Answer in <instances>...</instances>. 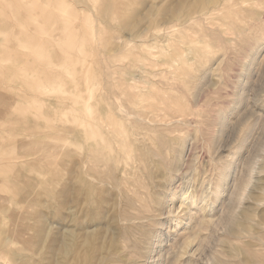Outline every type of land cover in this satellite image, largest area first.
<instances>
[{"label": "rangeland", "instance_id": "1", "mask_svg": "<svg viewBox=\"0 0 264 264\" xmlns=\"http://www.w3.org/2000/svg\"><path fill=\"white\" fill-rule=\"evenodd\" d=\"M17 1L0 0V47L2 48L1 45H3V48H0L2 50L0 51V151L3 150L0 152V175H2L0 176V264H89L90 258L95 261H93L95 264H98L104 253L94 254L93 247L103 245L105 250H110L113 240L116 242L120 240L123 245L117 242L118 244L116 243L113 250L114 260L110 259L109 263L103 262L104 264L113 262L126 264L129 260L132 264L135 262L136 264H174V262L175 264H264V0H66L72 7L70 15L75 17L74 21H77L72 23L73 26H70L69 29H64L62 19L58 14L57 2L60 0H37L42 4L50 2V9H38L39 21L30 24L24 22L30 16L25 7H22L23 10L21 8L20 11L16 7L9 8L7 6V3ZM23 15L24 18H22ZM58 19L61 23L57 21ZM40 22L44 24L47 33H43L39 29ZM55 24H58L57 27L55 26L56 28ZM7 27L8 31H5ZM73 28L77 30L75 31ZM71 29L75 33H72L74 31ZM4 31L7 35H1ZM77 31L82 32V35L77 34L79 36L75 41L77 48L69 49V52L67 40L70 34L72 36ZM24 33L29 36L27 37ZM53 34L54 39L51 38ZM83 34L87 35L85 44H83V37L85 38ZM48 35L50 37H45ZM6 36L8 37L6 38ZM25 38L31 39L30 42H34V44L46 45L49 57L41 58L34 48L23 46L21 41ZM52 42L56 44L53 45ZM51 46L52 48H50ZM163 47L164 50H162ZM83 49H85L84 53ZM166 50H169L168 53H165ZM66 52L71 54H65ZM75 59H78V62H75ZM68 60L70 63L71 61L75 63L71 64L75 68L72 69L71 66L72 76L69 75L71 73L68 70L69 74L64 70L65 67L60 68ZM50 61H52L51 64ZM180 66L182 67L180 68ZM83 67L85 68L83 69ZM183 68L189 70L193 77L186 76ZM53 70L56 71L53 72ZM57 72L62 73L59 75L65 77L62 76L63 80H66L63 81V84L66 83L67 87L58 88V84H62V80L61 76L58 77L55 74ZM39 76L44 78L43 80L39 79L43 81L44 86L46 84L47 88L43 85L39 87L36 84L38 81L40 83L37 78ZM58 78L61 81H58ZM190 80L193 81L190 82ZM194 83L195 86H193ZM75 85L79 88L76 89ZM87 85H93V91L96 89L93 92L96 93V96L92 93L89 103L93 105V109L99 108L91 117H96L94 123L98 122V125L102 126L101 129H104L102 131L106 132L105 141L108 143L107 145L114 146L113 149L110 146L107 147L105 141H95L92 135L87 139L85 128L79 125L81 118H84L85 115L84 99L89 98ZM35 99L36 101H34ZM37 99L44 100L43 102L46 103L40 100L39 103ZM137 99L140 100L137 101ZM34 102L36 103L33 104ZM41 103L42 105H40ZM75 109H79V111ZM58 110L64 116L61 114L60 116ZM72 110H74L72 114L67 113ZM125 110L130 112L127 113ZM64 111L66 112L64 113ZM142 111L144 114H141ZM56 112L61 118L55 117ZM133 113L138 115L137 118L140 116V119L134 117ZM70 114L73 118H70ZM146 114L148 115L146 116ZM74 117H77L76 121L70 120H74ZM93 118H89L90 121ZM145 119L148 122L152 120L150 122L153 123L149 122L152 125H148ZM107 120L111 122V125ZM128 123H130L129 126ZM122 124H125V130ZM140 124L141 126H139ZM149 128L153 130H149ZM222 128L224 129L222 130ZM159 130L165 131V133L172 132L170 136H179L183 139L182 153L178 155L177 165L168 170L169 173L163 179L164 182H159V173L162 171L156 166L151 165L152 169L147 170V165L144 162L142 163L145 166L141 162H137L141 163L139 167L143 166L144 168H134L135 164L133 165L131 156L124 155L125 148L128 147V150L131 142L136 140L138 145L140 143L138 140H146L145 136L149 141H152ZM116 131L119 134L117 136ZM144 131L149 134L147 132L144 135L141 134ZM119 136L124 138L118 139ZM116 138L117 140H115ZM113 140L117 142L119 140L118 145ZM148 140L146 141L149 143ZM122 141L128 142L129 146L123 145ZM120 142L121 144H119ZM93 150L94 152H92ZM138 150L141 153V150ZM130 152L133 156L140 154L135 150ZM5 153L6 155H4ZM92 156H99L102 161L99 162ZM123 158H126V161ZM107 159L109 160L107 161ZM112 161L113 164L110 163ZM125 163L130 164L125 165ZM96 164L99 165L95 166ZM88 167H91L92 170ZM101 168L106 169L103 171ZM145 169L149 173L145 172ZM93 171L98 172L99 176ZM133 171L136 172L135 175ZM122 172L130 182L122 176ZM91 173L92 175H90ZM118 173L119 175L116 176ZM138 175L140 176L138 177ZM143 178L145 179L143 180ZM131 179L134 181L132 182ZM150 179H152L151 184ZM153 179L157 181H153ZM135 180H138V183ZM141 181L142 183H140ZM167 181L169 182L166 184ZM106 183L111 184V187ZM126 183L129 185L128 187ZM131 186H134V189ZM116 188L119 191L114 192ZM145 188L148 191L149 188L151 190L147 192ZM110 190L111 192H109ZM182 191L184 195L188 194L189 196L186 202L184 195H181ZM129 192L131 194L134 192V194L130 195ZM205 192L209 194L212 192L214 198L211 195H203ZM158 193L159 195H157ZM160 194L163 195L162 207L155 202L158 200L157 197L161 199ZM137 198L138 200H136ZM207 198L208 200H206ZM144 199H146L145 202ZM180 202L182 203L180 204ZM116 204L118 205L116 206ZM147 206L150 208L148 209ZM118 208L117 212L115 209ZM161 209L163 214H161ZM105 210L110 213L108 212V214ZM188 210L195 211L189 213ZM138 211L144 214L138 213ZM145 211L146 213L150 211V217L147 216L148 213L145 214ZM153 212L154 214H151ZM158 213L163 216L160 217ZM168 213H170V217L167 215ZM138 214H141V217L138 218L137 216H140ZM93 215L97 217L94 218ZM193 215L199 224L193 221ZM114 216L117 217V220L119 217L123 219H119L118 222L114 220ZM203 216L208 218V222L207 218L204 219ZM146 217L150 220L148 221ZM112 218L115 223H112ZM155 218L158 219V223L154 220ZM120 220L122 224L117 225V223H121ZM133 220L136 221L134 224H132ZM152 221L156 223L154 224ZM123 222L128 224H123ZM140 222L141 224L138 226L137 223ZM150 222L154 225L152 226ZM159 223L161 224L159 225ZM142 224L145 226L144 229H142ZM192 224H194L193 227ZM235 224L236 226H234ZM128 225L129 227H127ZM137 227H140L141 230ZM185 229L186 231H183ZM196 229L199 230L196 232ZM67 231L73 234L74 245L72 244L70 254L63 255L58 244L66 237ZM139 231L144 234H141L144 238L147 237L145 235L147 231V235H151L148 236L150 239L147 237L146 241H143ZM181 232L183 235L180 234ZM189 233H192L191 239L195 235L197 236L192 239L196 241L192 247L195 251H191L193 255L189 252L188 256L184 242ZM199 233L202 238L205 235L203 240L198 237ZM201 233L204 234L201 235ZM134 236H136L135 239L138 237V240H135ZM139 237L145 243H142ZM196 238L200 239L198 244ZM104 242L107 246L104 245ZM134 243L138 246L135 247ZM146 243L147 245H145ZM129 245L136 251L134 254ZM53 246H56L58 250ZM176 248L178 249L176 250ZM251 250L253 251L251 252ZM181 251L184 254H181ZM140 252V256L142 255L143 258L138 256ZM171 252L173 254L170 255ZM176 252L179 257L176 256L178 255ZM125 254L130 255L129 259L128 256L125 257ZM117 255L119 259L121 257V260L124 258V261L117 258L116 262L114 257ZM136 255L137 258L143 260L137 259ZM181 255L183 259L180 257ZM92 261L90 264H93Z\"/></svg>", "mask_w": 264, "mask_h": 264}, {"label": "bare ground", "instance_id": "2", "mask_svg": "<svg viewBox=\"0 0 264 264\" xmlns=\"http://www.w3.org/2000/svg\"><path fill=\"white\" fill-rule=\"evenodd\" d=\"M11 1H12V0H11ZM42 1H43V0H42ZM210 1H211V0H210ZM243 1H244V0H243ZM44 2H46V1H44ZM98 2H99V1H98ZM204 2H205V1H204ZM214 2H215V1H214ZM227 2H228V1H227ZM235 2H236V1H235ZM96 3H97V2H96ZM50 4H51L50 2H46V3L42 4V3H39L37 0H29V1H27V0H18L17 2H9V3H7V6H8L9 8H10V7H16V8L19 9V10H20L22 7H25V9H27V10L29 11L30 16L27 17V20L24 21V22L27 23V24H30V23H36V22L39 21L38 14H37L38 11H37V10H38V9H44V10L50 9ZM72 4H73V3H72ZM94 4H95V3H94ZM236 4H237V2H236ZM239 4H240V3H239ZM0 5H1V4H0ZM73 5H74V4H73ZM215 5H216V4H215ZM99 7H100V6H99ZM102 8H103V7H102ZM57 9L59 10V11H58V14H60V17H61L62 22H63V27H64V29H69L70 26H73L72 23H76V22H77V21H74V20H75V17H73L72 15H70V14H71L72 7H71V5H70L66 0H60L59 2H57ZM81 9H82V8H81ZM97 9H98V7H97ZM5 10H6V9H5ZM22 10H23V8H22ZM94 10H95V9H94ZM15 11H17V10H15ZM15 11H14V12H15ZM20 11H21V10H20ZM173 11H174V10H173ZM245 11H246V10H245ZM21 13H22V12H21ZM73 13H74V12H73ZM84 13H85V12H84ZM93 13H94V12H93ZM97 13H100V12H97ZM3 14H4V13H3ZM215 14H216V13H215ZM94 15H95V14H94ZM183 15H184V13H183ZM89 16H90V15H89ZM3 17H4V16H3ZM6 17H7V16H6ZM24 17H25V16L23 15L22 18H24ZM258 17H259V16H258ZM28 18H30V19L28 20ZM101 18H102V17H101ZM116 18H117V16H116ZM231 18H233V17H231ZM253 18H254V17H253ZM3 19H4V18H3ZM7 19H8V18H7ZM9 19H10V18H9ZM9 19H8V20H9ZM93 19H94V18H93ZM102 19H104V18H102ZM223 19H224V17H223ZM11 20H12V19H11ZM54 20H55V18H54ZM76 20H77V19H76ZM57 21L60 22L59 19H58ZM85 21H87V20H85ZM254 21H255V20H254ZM22 22H23V20H22ZM24 22H23V23H24ZM50 22H51V21H50ZM89 22H90V21H89ZM241 22H242V21H241ZM17 23H18V22H17ZM25 23H24V24H25ZM60 23H61V22H60ZM87 23H88V22H87ZM70 24H71V25H70ZM89 24H91V23H89ZM116 24H117V23H116ZM119 24H120V23H119ZM245 24H246V23H245ZM38 25H39V29H41L43 33H47V31H45V29H44V24H43L42 22H40ZM51 25L53 26V24H51ZM56 25L58 26V24H55L54 27H55ZM247 25H248V24H247ZM17 26H18V25H17ZM28 26H29V25H28ZM31 26H32V25H31ZM57 26H56V27H57ZM84 26H85V25H84ZM234 26H235V25H234ZM56 27H55V28H56ZM75 27H76V26H75ZM19 28H21V27H19ZM27 28H28V27H27ZM77 28H78V27H77ZM73 29H74V28H73ZM3 30H4V29H3ZM54 30H55V29H54ZM71 30H72V29H71ZM74 30L76 31L77 29H74ZM74 30H72V31H74ZM5 31H8V27H7V29H6ZM5 31H4V33H5ZM21 31H22V29H21ZM75 31L72 32V33H75ZM81 31H82V30H81ZM92 31H93V30H92ZM10 32H11V31H10ZM79 32H80V31H77V33L74 34V35H72V36H71V34H70V36L68 35V36H69V38H68V40H67V50H68V51H69V49L72 50V48H75V49L77 48V47H75V44H76L75 41H77L78 37H79L80 35H82V34H81L82 32H81V33H79ZM131 32H132V31H131ZM1 33H2V32H1ZM4 33L1 34V35H7L6 33H5V34H4ZM78 33H79V34H78ZM88 33H89V32H88ZM24 34H25V33H24ZM48 34H49V33H48ZM50 34H51V33H50ZM77 34H78L79 36H78ZM8 35H9V34H8ZM25 35H27V34H25ZM28 36H29V35H27V37H28ZM53 36H54V34L51 35V38H53ZM61 36H62V35H61ZM68 36H67V37H68ZM77 36H78V37H77ZM83 36H85V38L83 37V40H84V43H83V44H85V41H86V39H87V37H86L87 35H86V34H85V35L83 34ZM7 37H8V36H6V38H7ZM9 37H10V36H9ZM15 37H16V36H15ZM45 37H50V36L48 35V36H45ZM54 37H55V36H54ZM93 37H94V36H93ZM128 37H129V36H128ZM30 38H31V37H30ZM43 38H44V37H43ZM88 38H89V37H88ZM53 39H54V38H53ZM0 40H1V39H0ZM44 40L46 41V39H44ZM62 40H63V39H62ZM64 40H65V38H64ZM12 41H13V40H12ZM30 41H31V39H26V38H25V39H23V40L21 41V43H22L23 46L34 48V49H35L34 51L37 52L38 55H39L41 58H48V57H49V53L47 52V51H48V50H47V47H45L46 45H45V46H44V45H39L38 43H35V44H34V42H30ZM56 41H58V39H56ZM8 42H9V40H8ZM46 42H48V41H46ZM61 42H62V41H61ZM92 42H93V41H92ZM5 43H6V39H5ZM57 43H58V42H57ZM200 43H202V42H200ZM243 43H244V42H243ZM10 44H11V43H10ZM10 44H9V45H10ZM41 44H42V43H41ZM52 44L55 45L56 43L54 44V43L52 42ZM61 44H62V43H61ZM83 44H82V45H83ZM91 44H92V43H91ZM210 44H211V43H210ZM53 45H52V46H53ZM87 45H89V44H87ZM87 45H86V46H87ZM141 45H142V44H141ZM1 46H2V48H3V45H1ZM52 46H51L50 48H52ZM76 46H77V44H76ZM164 46H165V45H164ZM257 46H258V45H257ZM7 47H8V46H7ZM55 47H56V46H55ZM59 47H60V46H59ZM87 47H88V46H87ZM166 47H167V46H166ZM166 47H165V48H166ZM0 48H1V47H0ZM2 48H1V49H2ZM44 48H45V49H44ZM50 48H49V49H50ZM53 48H54V46H53ZM57 48H58V47H57ZM83 48H84V47H83ZM91 48H92V46H91ZM168 48H169V47H168ZM168 48H166V49H168ZM54 49H55V48H54ZM88 49H90V48H88ZM169 49H170V48H169ZM81 50H82V49H81ZM84 50H85V49H83V53H84ZM162 50H164V47H163ZM196 50H197V49H196ZM200 50H201V49H200ZM259 50H260V49H259ZM0 51H2V50H0ZM75 51H79V50H75ZM93 51H94V50H93ZM168 51H169V50H166L165 53H166V52L168 53ZM69 52H70V51H69ZM69 52H68V53L66 52L65 54H68V55L71 54V53H69ZM170 52H171V50H170ZM197 52H198V50H197ZM260 52H261V51H260ZM72 53L74 54V52H72ZM87 53H88V52H87ZM162 53H164V52L162 51ZM165 53H164V54H165ZM199 53H200V52H199ZM207 53H208V52H207ZM73 54H72V55H73ZM170 54L172 55V53H170ZM79 55H80V54H79ZM167 55H168V54H167ZM202 55H203V54H202ZM70 56H71V55H70ZM73 56H74V55H73ZM81 56H82V55H81ZM125 56H126V55H125ZM64 57H65V56H64ZM76 57H77V56H76ZM85 57H86V56H85ZM170 57H171V56H170ZM94 58H95V57H94ZM58 59H59V58H58ZM64 59H68V58H64ZM78 59H79V57H78ZM78 59H75V62H76V61L78 62ZM87 59H88V58H87ZM56 60H57V59H56ZM62 61H63V60H62ZM66 61H67V60H66ZM66 61H65L64 64H63V65H65V66L62 65V67H60L61 69H63V68L65 67L64 70H65V71L68 70L69 72H70L72 69H75V68H73V66L71 65V64H73L74 62L71 61V63H70L69 60H68V62H66ZM79 61H80V60H79ZM51 62H52V61H50L49 63L51 64ZM118 62H119V61H118ZM62 63H63V62H62ZM50 64H49V65H50ZM74 64H75V63H74ZM76 64H78V63H76ZM86 64H88V63H86ZM99 64H101V63H99ZM103 64H104V63H103ZM187 64H188V63H187ZM47 65H48V64H47ZM60 65H61V64H60ZM78 65H79V64H78ZM181 65H182V64H181ZM246 65H247V64H246ZM53 66H54V65H53ZM56 66H57V65H56ZM58 66H59V65H58ZM71 66H72V69H71ZM74 66H75V65H74ZM83 66H86V65H83ZM76 67H77V66H76ZM181 67H182V66H180V68H181ZM46 68H48V67H46ZM53 68H55V67H53ZM84 68H85V67H83V69H84ZM186 68H187V67H186ZM186 68H183V69H184L183 71L186 72V76H190V77L192 78V77H193L192 73H191L189 70H186ZM51 69H52V67H51ZM61 69H60V70H61ZM112 69H113V67H112ZM55 71H56V70H55ZM55 71L53 70V72H55ZM57 71H58V70H57ZM62 71H63V70H62ZM68 71H67V73L69 74ZM73 72H74V71H73ZM102 72H103V71H102ZM178 72H179V71H178ZM192 72L194 73V71H192ZM57 73H58V74H57ZM57 73H55V74H56L58 77L61 76V75H59L60 72H57ZM70 73H71V74H69V75L72 76L73 73H72V72H70ZM48 74H49V73H48ZM60 74H62V73H60ZM74 74H75V73H74ZM86 74H87V73H86ZM108 74H109V73H108ZM56 75H55V76H56ZM112 75H113V74H112ZM62 76H63V75H62ZM62 76H61L62 84H61V83L58 84V81H61V80H59V78H58V81H57V84H58V88H59V89H62L63 86H64V87H67V86H65V85H66L65 82H64L65 85L63 84V81L65 80V79L63 80V78H65V77L63 76V78H62ZM75 76H76V75H75ZM78 76H80V75H78ZM110 76H111V75H110ZM122 76H123V75H122ZM186 76H184L185 79H187ZM194 76H195V74H194ZM33 77L35 78V76H33ZM44 77H45V76H44ZM37 78H38V79H39V78L41 79L42 77L39 76V77H37ZM188 78H189V77H188ZM40 79H39V80H40ZM43 79H44V78H42V80H43ZM71 79H72V78H71ZM106 79H107V78H106ZM106 79H105V80H106ZM196 79H197V77H196ZM196 79H195V80H196ZM69 80H70V79H69ZM112 80H113V79H112ZM55 81H56V80H55ZM65 81H66V80H65ZM109 81H110V80H109ZM188 81H189V80H188ZM188 81H187V82H188ZM191 81H193V80H190V82H191ZM196 81H197V80H196ZM70 82H71V80H70ZM110 82H111V81H110ZM187 82H186V83H187ZM67 83H68V82H67ZM89 83H90V82H89ZM192 83H193V82H192ZM36 84H38V86L40 87V86L43 85V81L40 80V83H39V81H38V83H36ZM44 84H45V83H44ZM87 84H88V83H87ZM112 84H113V83H112ZM117 84H118V83H117ZM189 84H190V83H189ZM189 84H188V85H189ZM101 85H102V84H101ZM101 85H100V86H101ZM105 85H106V84H105ZM195 85H196V84L194 83L193 86H195ZM36 86H37V85H36ZM36 86H35V87H36ZM38 86H37V87H38ZM43 86H44V85H43ZM75 86H76V85H75ZM87 86H88V85H87ZM92 86H93V85H92ZM92 86H90V85L88 86L87 93L89 94V98L84 99V102H85V103H84V107H85V108H84V110H85L84 113H85V115H84V113H83L84 118L81 116V117H82V118H81V123H80L79 125H82V127L85 128V131H86V132H85V136H86V138L92 135V138H94L95 141H100V140H102V141L104 142V141H105L104 135H106V132H103V131H102V130H104V129H101L102 126L98 125L99 123L97 122V120H96L97 123H94V122H95V121H94V118H96V117H94V118L91 117V116L94 114V112H96V111L99 110V108H97V107H96L97 110H96V109H93V105H91V104L89 103V100H90V98H91V94L96 90V89H95V90L93 91L94 88L92 89ZM107 86H108V85H107ZM110 86H111V85H110ZM110 86H109V87H110ZM39 87H38V88H39ZM44 87L47 88L46 84H45ZM76 87H77V86H76ZM94 87H95V85H94ZM235 87H236V86H235ZM78 88H79V87H77L76 89H78ZM113 88H114V87H113ZM42 89H43V88H42ZM110 89H111V88H110ZM193 89H194V88H193ZM45 90H46V89H45ZM45 90H44V91H45ZM65 90H66V89H65ZM99 90H100V89H99ZM198 90H199V89H198ZM241 91H242V90H241ZM97 92H98V91H97ZM100 92H101V91H100ZM200 93H201V92H200ZM93 94H95V96H96V93H93ZM82 96H83V95H82ZM111 96H112V95H111ZM130 96H131V95H130ZM197 97H198V96H197ZM63 98H64V97H63ZM73 98H74V97H73ZM94 98H95V97H94ZM127 98H128V97H127ZM133 98H134V97H133ZM138 98H139V97H138ZM246 98H247V97H246ZM32 99H33V97H32ZM39 100L41 101V99H37V102H39ZM71 100H72V98H71ZM74 100L76 101L75 98H74ZM95 100H96V98H95ZM109 100H110V99H109ZM128 100H129V99H128ZM138 100H140V99H137V101H138ZM144 100H146V99H144ZM248 100H249V99H248ZM34 101H36V99H35ZM43 101H44V100H42L41 102H43ZM121 101H122V100H121ZM30 102H31V101H30ZM124 102H125V101H124ZM243 102H244V101H243ZM35 103H36V102H34L33 104H35ZM39 103H40V102H39ZM39 103H38V104H39ZM43 103H46V102H43ZM116 103H117V102H116ZM137 103H138V102H137ZM193 103H194V102H193ZM197 103H198V102H197ZM254 103H255V102H254ZM146 104H147V103H146ZM40 105H42V103H41ZM45 105H46V104H45ZM128 105H129V104H128ZM148 105H149V104H148ZM35 106H36V105H35ZM130 106H132V105H130ZM134 106H135V105H134ZM193 106H194V105H193ZM94 107H95V106H94ZM122 107H124V106H122ZM126 107H127V106H126ZM132 107H133V106H132ZM136 107H138V106H136ZM152 107H153V106H152ZM111 108H112V107H111ZM127 108H128V107H127ZM134 108H135V107H134ZM134 108H133V109H134ZM183 108H184V107H183ZM16 109H17V108H16ZM130 109H131V107H130ZM159 109H160V108H159ZM178 109H179V108H178ZM178 109H177V111H178ZM75 110H76V109H75ZM77 110L79 111V109H77ZM77 110H76V111H77ZM95 110H96V111H95ZM123 110H124V109H123ZM123 110H122V112H123ZM157 110H158V109H157ZM73 111H74V110H72V111H70V112L68 111L67 113H71V114H72ZM76 111H75V112H76ZM125 111L127 112V110H125ZM132 111H135V110H132ZM137 111H138V110H137ZM151 111H153V110H151ZM158 111H159V110H158ZM181 111L184 112V110H182V109H181ZM58 112H59V110H58ZM65 112H66V111H64V113H65ZM129 112H130V111L128 110L127 113H129ZM149 112H150V111H149ZM171 112H173V111H171ZM178 112H179V111H178ZM61 113H62V112H59L58 114L60 115ZM67 113H66V114H67ZM127 113H126V114H127ZM142 113H143V111L141 112V114H142ZM173 113H174V112H173ZM180 113H181V112H180ZM180 113H179V115H180ZM202 113H203V112H202ZM71 114H70V115H71ZM141 114H140V115H141ZM143 114H144V113H143ZM192 114H193V113H192ZM232 114H233V113H232ZM61 115L64 116L63 114H61ZM61 115H60V116H61ZM68 115H69V114H68ZM68 115H65V116H68ZM109 115H110V114H108V116H109ZM114 115H116V113H114ZM128 115H129V114H128ZM131 115H132V114H131ZM133 115H135V114L133 113ZM133 115H132V116H133ZM147 115H148V114H146V116H147ZM177 115H178V114H177ZM233 115H234V114H233ZM56 116H58V115H57V112L55 113V117H56ZM95 116H96V115H95ZM117 116H118V115H117ZM122 116H124V115L122 114ZM126 116H127V115H126ZM129 116H130V115H129ZM136 116H138V115H135L134 117H136ZM174 116H176L175 113H174ZM49 117H50V116H49ZM58 117H59V116H58ZM58 117H57V118H58ZM109 117H110V116H109ZM114 117H115V116H114ZM142 117H144V116H142ZM194 117H195V116H194ZM197 117H198V116H197ZM197 117H196V118H197ZM52 118H53V117H52ZM59 118H61V117H59ZM70 118H73V116L71 115ZM89 118H93V120L91 119L93 122L90 121ZM117 118H118V117H117ZM120 118H121V117H120ZM125 118H126V117H125ZM127 118H128V117H127ZM136 118H137V117H136ZM180 118H181V117H180ZM180 118H179V119H180ZM76 119H77V117H76V118L74 117V120H73V119H70V120H72V121H76ZM111 119H112V118H111ZM111 119H110V121H111ZM113 119H114V118H113ZM113 119H112V120H113ZM130 119H132V118H130ZM137 119L139 120V119H140V116H139V118H137ZM148 119H150V118H148ZM164 119H165V118H164ZM164 119H163V120H164ZM173 119H174V118H173ZM188 119H189V118H188ZM204 119H205V118H204ZM204 119H203V120H204ZM14 120H15V119H14ZM14 120H13V121H14ZM16 120H18V119H16ZM102 120H103V119H102ZM138 120H137V122H138ZM141 120H143V119H141ZM145 120H146V119H145ZM166 120H167V119H166ZM166 120H165V121H166ZM183 120H184V119L182 118V121H183ZM107 121L109 122V125H111V124H110L111 122H110L109 120H107ZM133 121H135V120H133ZM146 121L148 122V120H146ZM146 121H145V122H146ZM150 121H152V120H149V122H150ZM153 121H154V120H153ZM156 121H157V120H156ZM159 121H160V120H159ZM185 121H186V120H185ZM244 121H245V120H244ZM77 122H79V121H77ZM102 122H103V121H102ZM112 122H115V121H112ZM119 122H120V121H119ZM119 122H118V123H119ZM140 122H141V121H140ZM147 122H146V123H147ZM149 122H148V125H150V123H153V122H150V123H149ZM154 122H155V121H154ZM178 122H180V121H178ZM12 123H13V122H12ZM103 123H104V122H103ZM135 123H136V122H135ZM142 123H143V121H142ZM156 123H157V122H156ZM162 123H163V122H162ZM173 123H175V122H173ZM173 123H172V124H173ZM180 123H182V122H180ZM184 123H185V122H184ZM192 123H193V122H192ZM210 123H211V122H210ZM75 124H77V123H75ZM157 124H158V123H157ZM157 124H156V127H158ZM165 124H166V123H165ZM175 124H176V123H175ZM196 124H197V123H196ZM237 124H238V123H237ZM79 125H78V126H79ZM101 125H102V123H101ZM105 125H106V124H105ZM115 125H116V127H117V124H116V123H115ZM118 125H119V124H118ZM122 125H123V124H122ZM129 125H130V123H128V126H129ZM142 125H143V124H142ZM151 125H152V124H151ZM151 125H150V126H151ZM154 125H155V124H154ZM154 125H153V126H154ZM189 125H190V124H189ZM200 125H201V124H200ZM75 126H76V125H75ZM112 126H113V125H112ZM131 126H132V125H131ZM139 126H141V124H140ZM144 126H145V125H144ZM120 127H121V126H120ZM122 127L124 128V127H125V124H124ZM122 127H121V128H122ZM135 127H136V125H135ZM145 127H146V126H145ZM69 128H70V127H69ZM113 128H114V127H113ZM126 128H127V126H126ZM129 128H130V127H129ZM129 128H128V129H129ZM143 128H144V127H143ZM150 128H151V127H150ZM150 128H149V130H153V129H150ZM200 128H201V127H200ZM144 129H146V128H144ZM147 129H148V127H147ZM154 129H155V128H154ZM159 129H161V128H159ZM223 129H224V128H222V130H223ZM108 130H109V129H108ZM115 130H116V128H115ZM117 130H118V128H117ZM121 130H122V129H121ZM124 130H125V128H124ZM134 130H136V129H134ZM141 130H143V129H141ZM162 130H163V128H162ZM162 130H161V131H160V130L157 131L158 134H157V136L155 137V139H152V141H149V140L146 138V136H145V139L148 140L149 143H148L146 140L144 141V140L141 138L142 141H139V140H138V143H139V142H140V143L137 145V144H136V140L134 139L135 141H133V139H131V141H133V142H131V144H129V145H130V148H129L128 150H127L128 147L126 146L127 148H125L126 151H125V154H124V155L128 154L129 156H131L130 158H131V160L133 161V165L135 164L134 168H135V167H139V164H141L142 162H144V164L147 165V168H148V169L146 168L147 170L152 169L151 165H154V167L156 166L157 169H160L162 172H160V171H159L160 173L158 172V173L160 174V175L158 174V175H159V178H160L159 182H160V181H163V179L166 178V176L168 175L167 173H169L168 170H171L172 168H175L174 166L177 165V162H178V157H179L178 155H180V154L182 153V148H183V139H182V137H179V136H172V135L170 136V134H171L172 132H168V131L166 130L167 133L169 134V135H168L167 133H165V131H162ZM126 131H127V130H126ZM129 131H130V130H129ZM137 131H138V130H137ZM139 131H140V130H139ZM155 131H156V130H155ZM220 131H221V130H220ZM8 132H9V131H8ZM10 132H11V131H10ZM12 132H14V131H12ZM18 132H19V131H18ZM109 132H110V131H109ZM111 132H112V131H111ZM116 132H117V131H116ZM119 132H120V131H119ZM130 132H131V131H130ZM146 132H147V131H146ZM146 132L144 131V133H141V134L144 135ZM152 132H153V131H152ZM176 132H177V131H176ZM104 133H105V134H104ZM120 133H121V132H120ZM131 133H132V132H131ZM137 133H138V132H137ZM147 133H148V132H147ZM178 133H179V131H178ZM11 134H12V133H11ZM23 134H24V133H23ZM110 134H111V135H114L115 132H114V134H112V133H110ZM117 134H118V132L116 133V136H117ZM125 134H126V133H125ZM125 134H124V135H125ZM127 134H128V133H127ZM129 134H130V133H129ZM138 134H140V133H138ZM148 134H149V133H148ZM173 134H174V133H173ZM118 135H119V134H118ZM120 135H121V134H120ZM3 136H4V135H3ZM13 136H14V135H13ZM15 136H16V135H15ZM18 136H19V135H18ZM121 136H122V135H121ZM127 136L129 137V135H127ZM127 136H125V137H127ZM130 136H131V135H130ZM9 137H10V136H9ZM11 137H12V136H11ZM107 137H108V136H107ZM131 137H133V136H131ZM131 137H130V138H131ZM147 137H148V136H147ZM149 137H150V136H149ZM84 138H85V137H84ZM120 138L123 139L124 137H120V136H119L118 139H120ZM143 138H144V137H143ZM151 138H153V137H151ZM188 138H189V137H188ZM87 139H88V138H87ZM126 139H128V138H126ZM137 139H139V138H137ZM141 139H140V140H141ZM69 140H70V139H69ZM109 140H110V139H109ZM115 140H117V138H116ZM115 140H113V142H114ZM150 140H151V139H150ZM102 141H101V142H102ZM111 141H112V140H111ZM120 141H121V140H120ZM72 142H73V141H72ZM105 142H106V141H105ZM109 142H110V141H109ZM115 142H116V145H118L119 140H118V142H117V141H115ZM122 142H124V141H122ZM11 143H12V142H11ZM124 143H125V144H124ZM124 143H123V145H128V142H127V143L124 142ZM132 143H133V144H132ZM69 144H70V143H69ZM78 144H79V143H78ZM86 144H87V143H86ZM96 144H97V142H96ZM104 144H105V143H104ZM107 144H108V143L106 142V145H107ZM119 144H121V142H120ZM129 145H128V146H129ZM136 145H137V146H136ZM12 146H14V145H12ZM76 146H77V145H76ZM108 146H110L111 149L114 148V146L112 147V145H107V147H108ZM119 147L121 148V146H119ZM10 148H11V146H10ZM122 148H123V147H122ZM136 148H137V150L140 149V150H141V153L139 152V150L137 151ZM1 149H3V148L1 147ZM5 150H6V149H5ZM5 150H4V152H5ZM87 150H88V149H87ZM121 150H122V149H121ZM131 150H132V151L135 150L136 153L139 152L140 154L133 156V155H131V152H130ZM2 151H3V150H2ZM2 151H0V152H2ZM127 151H128V152H127ZM263 151H264V150H263ZM92 152H94V150H93ZM111 152H112V150H111ZM122 152H124V151H122ZM185 152H186V151H185ZM189 152H190V151H189ZM132 153H133V152H132ZM1 154H2V153H1ZM106 154H108V153H106ZM106 154H105V155H106ZM122 154H123V153H122ZM190 154H191V153H190ZM4 155H6V153H5ZM89 155H90V154H89ZM89 155H88V156H89ZM120 155H121V154H120ZM124 155H123V157H124ZM128 155H127V156H128ZM127 156H125V157H127ZM92 157L95 158V159H96L97 161H99V162L102 161L101 157H99V156H95V157L92 156ZM190 157H191V156H190ZM109 158H110V157H109ZM120 158H122V157H120ZM185 158H186V157H185ZM124 159H125V161H126V158H123V160H124ZM192 159H193V158H192ZM25 160H26V159H25ZM31 160H32V158H31ZM31 160H30V161H31ZM71 160H72V159H71ZM108 160H109V159H107V161H108ZM110 160H111V159H110ZM123 160H122V161H123ZM128 160H130L129 157H128ZM4 161H5V160H4ZM15 161H17V160H15ZM87 161H88V160H87ZM94 161H95V160H94ZM119 161H120V160H119ZM119 161H118V162H119ZM18 162H19V161H18ZM18 162H17V163H18ZM20 162H21V161H20ZM129 162H130V161H129ZM137 162H141V163H137ZM182 162H183V161H182ZM182 162H181V164H182ZM186 162H187V161H186ZM188 162H189V161H188ZM243 162H244V161H243ZM25 163H26V162H25ZM97 163H98V162H97ZM110 163L113 164V161L110 162ZM110 163H109V164H110ZM130 163H131V162H130ZM130 163H128V164H130ZM136 163L138 164L137 166H136ZM179 163H180V162H179ZM193 163H194V162H193ZM78 164H79V163H78ZM80 164H81V163H80ZM122 164H123V163H122ZM128 164L125 163V165H128ZM148 164H149V165H148ZM194 164H195V163H194ZM254 164H255V163H254ZM33 165H34V164H33ZM37 165H38V164H37ZM69 165H70V164H69ZM86 165H88L87 162H86ZM90 165H91V164H90ZM90 165H89V166H90ZM98 165H99V164H96L95 166H98ZM114 165H116V164H114ZM142 165H143V163H142ZM145 165H143V166H145ZM78 166H79V165H78ZM92 166H93V165H92ZM95 166H94V167H95ZM103 166H104V163H103ZM120 166H121V165H120ZM120 166H119V168H120ZM129 166H130V165H129ZM143 166H140V167H143ZM186 166H187V165H186ZM6 167H7V166H6ZM106 167H107V166H106ZM140 167H139V168H140ZM178 167H180V166H178ZM7 168H8V167H7ZM35 168H37V167H35ZM88 168L90 169L91 167H88ZM92 168H93V167H92ZM95 168H96V167H95ZM119 168H117V169H119ZM121 168H122V167H121ZM123 168H124V167H123ZM143 168H144V167H143ZM181 168H182V167H181ZM194 168H195V167H194ZM249 168H250V167H249ZM251 168H252V167H251ZM5 169H6V168H5ZM89 169H88V170H89ZM96 169H97V168H96ZM96 169H95V170H96ZM101 169H102V168H101ZM105 169H106V168H105ZM105 169H104V170H105ZM129 169H130V168H129ZM140 169H141V168H140ZM146 169H145V172H148ZM179 169H180V168H179ZM33 170H34V168H33ZM35 170H36V169H35ZM90 170H92V169H90ZM90 170H89L88 172H90ZM93 170H94V168H93ZM102 170H103V169H102ZM104 170H103V171H104ZM130 170H131V169H130ZM135 170H137V169H135ZM174 170H175V169H174ZM184 170H185V169H184ZM192 170H194V169H192ZM220 170H221V169H220ZM5 171H6V170H5ZM36 171H37V170H36ZM118 171H120V170H118ZM138 171H139V170H138ZM175 171H176V170H175ZM221 171H222V170H221ZM248 171H250V170H248ZM6 172H7V171H6ZM93 172H94V171H93ZM110 172H111V171H110ZM126 172H127V171H126ZM128 172H129V171H128ZM133 172H134V171H133ZM133 172H132V173H133ZM140 172H141V170H140ZM140 172H139V174H140ZM151 172H152V170H151ZM172 172H173V170H172ZM177 172H178V171H177ZM189 172H191V171H189ZM94 173L97 174L98 172H94ZM123 173H124V172H122V176H124ZM132 173H129V174H132ZM135 173H136V172H134V175H135ZM148 173H149V172H148ZM217 173H218V172H217ZM9 174H10V173H9ZM47 174H48V173H47ZM47 174H46V175H47ZM100 174H101V173H100ZM103 174H104V173H103ZM127 174H128V173H127ZM137 174H138V172H137ZM142 174H143V173H142ZM151 174H152V173H151ZM151 174H150V175H151ZM177 174H178V173H177ZM179 174H180V170H179ZM193 174H194V172H193ZM249 174H250V173H249ZM90 175H92V173H91ZM93 175H94V174H93ZM97 175L99 176V173H98ZM101 175H102V174H101ZM105 175H106V174H105ZM105 175H104V176H105ZM118 175H119V173L116 174V176H118ZM219 175H220V174H219ZM219 175H218V176H219ZM0 176H2V175H0ZM7 176H8V175H7ZM95 176H96V175H95ZM95 176H93V177H95ZM98 176H97V177H98ZM128 176L130 177V175H128ZM136 176H137V175H136ZM136 176H135V177H136ZM139 176H140V175H138V177H139ZM177 176H178V175H176V177H177ZM203 176H204V175H203ZM9 177H10V176H9ZM76 177H77V176H76ZM79 177H80V176H79ZM84 177H85V174H84ZM84 177H83V178H84ZM86 177H87V175H86ZM107 177H108V176H107ZM124 177H125V176H124ZM135 177H133V178H135ZM142 177H143V176H142ZM155 177H156V176H155ZM155 177H154V178H155ZM172 177H173V176H172ZM204 177H205V176H204ZM242 177H243V176H242ZM83 178H82V179H83ZM95 178H96V177H95ZM119 178H120V177H119ZM140 178H141V177H140ZM170 178H171V176H170ZM174 178H175V177H174ZM177 178H178V177H177ZM188 178H189V177H188ZM188 178H187V180H188ZM195 178H196V177H195ZM223 178H224V177H223ZM246 178H247V177H246ZM246 178H245V179H246ZM250 178H251V177H250ZM3 179H4V178H3ZM11 179H12V178H11ZM78 179H79V178H78ZM85 179H86V178H85ZM96 179H97V178H96ZM125 179H127V177H125ZM125 179H124V180H125ZM136 179H137V177H136ZM144 179H145V178H143V180H144ZM146 179H147V178H146ZM157 179H158V178H157ZM192 179H193V178H192ZM192 179H191V180H192ZM198 179H199V178H198ZM0 180H1V179H0ZM97 180H98V179H97ZM116 180H117V179H116ZM120 180H121V179H120ZM127 180H129V179H127ZM127 180H125V181H127ZM138 180H141V179H138ZM138 180H137V181L135 180L136 183H138ZM151 180H152V179H150V184H151ZM154 180H155V179H153V181H154ZM172 180H173V179H172ZM174 180H175V179H174ZM11 181H12V180H11ZM81 181H84V180H81ZM81 181H80V182H81ZM86 181H87V179H86ZM111 181H112V180H111ZM125 181H124V182H125ZM131 181H132V179H131ZM133 181H134V179H133ZM133 181H132V182H133ZM146 181H147V180H146ZM155 181H157V180H155ZM169 181H171V180H169ZM169 181H167L166 184H167ZM181 181H182V180H181ZM189 181H190V179H189ZM193 181H194V180H193ZM249 181H250V180H249ZM21 182H22V181H21ZM21 182H20V183H21ZM39 182H40V181H39ZM95 182H96V181H95ZM129 182H130V180H129ZM129 182H128V184H129ZM143 182L145 183V181H143ZM147 182H149V181H147ZM163 182H164V181H163ZM196 182H197V181H196ZM203 182H204V180H203ZM239 182H240V181H239ZM242 182H243V181H242ZM13 183H14V182H13ZM87 183H89V182H87ZM87 183H86V184H87ZM97 183H98V182H97ZM97 183H95V184H97ZM134 183H135V182H134ZM140 183H142V181H141ZM152 183H153V182H152ZM161 183H162V182H161ZM244 183H245V182H244ZM244 183H243V184H244ZM250 183H251V182H250ZM101 184H102V183H101ZM107 184H108V183H106V185H107ZM117 184H118V183H117ZM130 184H131V183H130ZM132 184H133V183H132ZM132 184H131V185H132ZM155 184H156V183H155ZM210 184H211V183H210ZM15 185H17V184H15ZM103 185H104V183H103ZM126 185H127V183H126ZM126 185H124V186H126ZM136 185H137V184H136ZM138 185H139V184H138ZM140 185H141V184H140ZM152 185H154V184H152ZM158 185H159V184H158ZM163 185H164V184H163ZM181 185H182V184H181ZM183 185L185 186V184H183ZM189 185H190V184H189ZM221 185H222V184H221ZM239 185H240V184H239ZM259 185H261V184H259ZM22 186H23V185H22ZM108 186L111 187V184H110V185L108 184ZM117 186H118V185H117ZM128 186H129V185H127V187H128ZM149 186H151V185H149ZM155 186H156V185H155ZM203 186H204V185H203ZM217 186H218V185H217ZM89 187H90V185H89ZM112 187H113V186H112ZM127 187H126V188H127ZM131 187H132V186H131ZM133 187H134V186H133ZM133 187H132V188H133ZM139 187H140V186H139ZM144 187H145V184L143 185V188H144ZM153 187H154V186H153ZM158 187H161V186H158ZM178 187H179V186H177V188H178ZM237 187H239V186H237ZM21 188H22V187H21ZM94 188H95V186H94ZM100 188H101V187H100ZM119 188H120V187H119ZM129 188H130V187H129ZM129 188H128V189H129ZM147 188H148V187H147ZM151 188H152V187H151ZM155 188H157V187H155ZM162 188H164V187H162ZM169 188H171V187H169ZM179 188H180V187H179ZM182 188H183V187H182ZM187 188L189 189V187H187ZM219 188H220V187H219ZM219 188H218V189H219ZM247 188H248V187H247ZM106 189H110V188H106ZM130 189H131V188H130ZM133 189H134V188H133ZM139 189H140V188H139ZM158 189H159V188H158ZM172 189H173V188H172ZM190 189H191V188H190ZM202 189H203V188H202ZM202 189H201V191H202ZM207 189H209V188H207ZM235 189H236V188H235ZM260 189H261V188H260ZM21 190H22V189H21ZM88 190H89V189H88ZM142 190H143V189H142ZM145 190H146L147 192H149L151 189L149 188V191H148V190L145 188ZM164 190H165V189H164ZM173 190H174V189H173ZM181 190H182V189H181ZM192 190H193V189H192ZM216 190H217V188H216ZM222 190H223V189H222ZM236 190H237V189H236ZM241 190H242V189H241ZM39 191H40V190H39ZM117 191H119V189L117 190V188H116V191L114 190V192H117ZM120 191H121V190H120ZM136 191H137V189H136ZM146 191H145V192H146ZM154 191H155V189H154ZM177 191H178V189H177ZM183 191H184V190H183ZM183 191H182L181 195L183 194ZM188 191H189V190H188ZM203 191H204V190H203ZM212 191H213V190H212ZM88 192H89V191H88ZM107 192H108V191H107ZM109 192H111V190H110ZM130 192H131V191H130ZM130 192H129V193H130ZM173 192L175 193V191H173ZM236 192H237V191H236ZM75 193H76V192H75ZM136 193H137V192H136ZM139 193H140V191H139ZM155 193H156V192H155ZM185 193H186V190H185ZM207 193H208V192H205L203 195H208V196L211 195V196H212V192H211V194H209V193L207 194ZM213 193H214V192H213ZM218 193H219V192H218ZM3 194H4V193H3ZM89 194H90V193H89ZM123 194H124V193H123ZM133 194H134V192H133ZM133 194L130 193V195H133ZM162 194H163V192H162ZM192 194H193V193H192ZM197 194H198V193H197ZM137 195H138V193H137ZM157 195H159V193H158ZM177 195H178V194H177ZM177 195H176V197H177ZM183 195H184V194H183ZM183 195H182V196H183ZM201 195H202V194H201ZM201 195H200V196H201ZM215 195H218V194H215ZM235 195H236V194H235ZM90 196H91V195H90ZM120 196H121V194H120ZM139 196H141V195H139ZM144 196H145V195H144ZM149 196L151 197L150 193H149ZM160 196H161V194H160ZM162 196H163V195H162ZM162 196H161V199H160V197H157L158 200L155 201V202H156L158 205H160L161 207L163 206V204L161 203L162 200H163ZM164 196H166V195L164 194ZM174 196H175V195H174ZM179 196H180V195H179ZM198 196H199V195H198ZM200 196H199V197H200ZM208 196H207V197H208ZM220 196H221V195H220ZM233 196H234V195H233ZM95 197H96V196H95ZM115 197H116V196H115ZM122 197H123V196H122ZM136 197H137V196H136ZM136 197H134V198H136ZM145 197H146V196H145ZM153 197H154V195H153ZM166 197H167V196H166ZM166 197H164V198H166ZM169 197H170V196H169ZM212 197H213V196H212ZM212 197H211V199H212ZM218 197H219V196H218ZM246 197H247V196H246ZM255 197H256V196H255ZM75 198H76V197H75ZM120 198H121V197H120ZM127 198H128V196H127ZM170 198H171V197H170ZM182 198H183V197H182ZM187 198H189L188 194L184 195V200H185V202L187 201V200H186ZM190 198H192V197H190ZM204 198H205V197H204ZM213 198H214V197H213ZM231 198H233V197H231ZM51 199H52V198H51ZM95 199H96V198H95ZM104 199H105V198H104ZM115 199H116V198H115ZM146 199H147V197H146ZM146 199H144V202L146 201ZM197 199H198V198H197ZM220 199H221V198H220ZM71 200H72V199H71ZM133 200H134V199H133ZM136 200H138V198H137ZM142 200H143V199H142ZM142 200H140V202H142ZM148 200H149V199H148ZM150 200H151V198H150ZM150 200H149V201H150ZM164 200H165V199H164ZM166 200H167V199H166ZM206 200H208V198H207ZM238 200H239V199H238ZM96 201H97V200H96ZM100 201H101V200H100ZM115 201H116V200H115ZM120 201H121V199H120ZM124 201H125V200H124ZM126 201H128V200L126 199ZM149 201H148V202H149ZM167 201H168V200H167ZM170 201H171V200H170ZM212 201H214V200H212ZM212 201H211V202H212ZM215 201H216V199H215ZM129 202H130V201H129ZM148 202H147V203H148ZM163 202H164V201H163ZM193 202H194V201H193ZM203 202H204V201H203ZM230 202H231V201H230ZM102 203H103V202H102ZM106 203H107V201H106ZM116 203H117V202H116ZM121 203H123V202H121ZM125 203H126V202H124V204H125ZM131 203H132V202H131ZM131 203H130V204H131ZM137 203H138V201H137ZM137 203H136V204H137ZM164 203H165V202H164ZM166 203H167V202H166ZM169 203H170V202H169ZM181 203H182V202H180V204H181ZM187 203H188V202H187ZM201 203H202V202H201ZM240 203L242 204L241 201H240ZM133 204H135V203H133ZM141 204H142V203H141ZM143 204H144V203H143ZM150 204H152V203H150ZM150 204H149V206H150ZM161 204H162V205H161ZM172 204H173V203H172ZM197 204H199V203H197ZM205 204H207V203H205ZM238 204H239V203H238ZM84 205H85V204H84ZM117 205H118V204H116V206H117ZM125 205H127V204H125ZM139 205H140V204H139ZM144 205H145V204H144ZM147 205H148V204H147ZM158 205H157V207H159ZM165 205H166V204H165ZM167 205H169V204H167ZM170 205H171V204H170ZM175 205H176V204H175ZM175 205H174V206H175ZM184 205H186V204H184ZM189 205H190V204H189ZM189 205H186V206H189ZM229 205H230V203H229ZM233 205H234V204H233ZM233 205H232V206H233ZM119 206H120V204H119ZM119 206H118V207H119ZM121 206H122V205H121ZM128 206H129V205H128ZM131 206H132V205H131ZM140 206H141V205H140ZM181 206H182V205H181ZM202 206H203V205H202ZM240 206H241V205H240ZM108 207H109V206H108ZM113 207H114V206H113ZM123 207H124V205H123ZM132 207H133V206H132ZM135 207H136V206H135ZM142 207H144V206L142 205ZM147 207H148V206H147ZM169 207H170V206H169ZM184 207H185V206H184ZM207 207H208V206H207ZM93 208H94V207H93ZM109 208H111V206H110ZM109 208H108V209H109ZM119 208H120V207H119ZM119 208H118V209H115V210H117V212H118ZM126 208H128V207L126 206ZM133 208H134V207H133ZM138 208L140 209V207H137V209H138ZM145 208H146V206H145ZM149 208H150V207H148V209H149ZM163 208H164V207H163ZM171 208L173 209V205H172ZM178 208H179V207H178ZM178 208H177V209H178ZM189 208H190V207H189ZM194 208H196V207H194ZM209 208H210V207H209ZM106 209H107V208H106ZM120 209H121V208H120ZM128 209H129V208H128ZM148 209H147V210H148ZM156 209H158V208H156ZM165 209H166V208H165ZM165 209H164V210H165ZM168 209H169V208H168ZM179 209H180V208H179ZM219 209H220V208H219ZM81 210H82V209H81ZM109 210H110V209H109ZM115 210H114V211H115ZM121 210H122V209H121ZM135 210H136V209H135ZM145 210H146V209H145ZM161 210H162V209H161ZM181 210H182V209H181ZM186 210H187V209H186ZM195 210H196V209H195ZM195 210H193V212H194ZM124 211H125V210H124ZM129 211H130V209H129ZM133 211H134V210H133ZM152 211H153V210H152V207H151V212H152ZM155 211H156V210H155ZM167 211H169V210H167ZM188 211H189V210H188ZM190 211H191V213H193L192 210H190ZM190 211H189V213H190ZM203 211H204V210H203ZM210 211H211V210H210ZM227 211H228V210H227ZM230 211H231V210H230ZM89 212H90V211H89ZM105 212H107V211L105 210ZM105 212H104V213H105ZM108 212H109V211H108ZM108 212H107V213H108ZM149 212H150V211L147 212V213H148V215H147L148 217H150V216H149V215H150ZM157 212H158V211H157ZM159 212H161V211H159ZM169 212H170V211H169ZM183 212H184V211H183ZM225 212H226V211H225ZM233 212H234V211H233ZM109 213H110V212H109ZM109 213H108V214H109ZM111 213H112V212H111ZM138 213H141V212L138 211ZM147 213H146V211H145V214H147ZM170 213H171V212H170ZM170 213H168L167 215L169 216ZM172 213H173V212H172ZM197 213H198V212H197ZM223 213H224V212H223ZM95 214H97V213H95ZM120 214H121V213H120ZM136 214H137V213H136ZM141 214H144V213H141ZM141 214H138V215H140V216H137V217H138V218L141 217ZM151 214H154V212L151 213ZM155 214H156V213H155ZM161 214H163V210H162ZM164 214H165V213H164ZM208 214H209V213H208ZM221 214H222V213H221ZM231 214H232V213H231ZM117 215H118V214H117ZM117 215H115V216H117ZM127 215H129V214H127ZM134 215H135V214H134ZM158 215H159V213H158ZM173 215L175 216V214H173ZM176 215L179 216L180 214H179V215L176 214ZM191 215H192V214H191ZM196 215H197V214H196ZM223 215H224V214H223ZM93 216H94V215H93ZM115 216H114V220H115V221H118L119 219H123V218H120V217H119V219L117 220V219H116L117 217H115ZM119 216H120V215H119ZM132 216H133V215H132ZM135 216H136V215H135ZM135 216H134V217H135ZM143 216H145V215H143ZM159 216H160V215H159ZM161 216H163V215H161ZM161 216H160V217H161ZM165 216H166V214H165ZM183 216H185V215H183ZM188 216L190 217L189 214H188ZM193 216H194V215H193ZM193 216H192V217H193ZM201 216H202V214H201ZM201 216H199V217L201 218ZM42 217H43V216H42ZM75 217H76V216H75ZM95 217H97V216L95 215L94 218H95ZM107 217H109V216L107 215ZM123 217H124V216H123ZM148 217H146V218H148ZM152 217H153V216H152ZM152 217H151V218H152ZM169 217H170V216H169ZM171 217H172V216H171ZM199 217H198V218H199ZM207 217H208V215H207ZM207 217H206V218H207ZM209 217H210V216H209ZM217 217H219V216H217ZM194 218H195V220H194ZM194 218H193V221L197 222L195 216H194ZM200 218H199V220H200ZM203 218L206 219L204 216H203ZM214 218H215V217H214ZM127 219H128V218H127ZM177 219H178V218H177ZM184 219H185V218H184ZM189 219H190V218H189ZM108 220H109V219H108ZM135 220H136V219H135ZM138 220H139V219H138ZM149 220H150V219L148 218V221H149ZM151 220H152V219H151ZM154 220L157 221L158 219L156 220V218H155ZM161 220H162V218H161ZM166 220H167V219H166ZM173 220H174V219H173ZM173 220H172V221H173ZM197 220H198V219H197ZM207 220H208V218L206 219V221H207ZM75 221H76V220H75ZM109 221H111V220H109ZM115 221L113 222V218H112V223H115ZM170 221H171V220H170ZM178 221L180 222V220H178ZM183 221H184V220H183ZM200 221L203 222V220H200ZM213 221H214V220H213ZM118 222H119V221H118ZM120 222H121V220H120ZM134 222H136V221L133 220V223H132V224H134ZM141 222H142V221H141ZM141 222H140V223H137V225H138V224H141ZM152 222H153L154 224L156 223V222H154V221H152ZM161 222H163V221H161ZM173 222H174V221H173ZM198 222H199V221H198ZM198 222H197V223H198ZM202 222H201V223H202ZM207 222H208V221H207ZM210 222L212 223V221H210ZM233 222H234V221H233ZM112 223H111V224H112ZM142 223H145V224H146V222H142ZM150 223H151V222H150ZM157 223H158V221H157ZM163 223H164V222H163ZM171 223H172V222H171ZM175 223H176V222H175ZM240 223H241V222H240ZM102 224H103V223H102ZM121 224H122V222H121L120 224L117 223V225H121ZM123 224H126V223L123 222ZM127 224H128V223H127ZM127 224H126V225H127ZM130 224H131V223H130ZM135 224H136V223H135ZM147 224H149V223H147ZM151 224H152V223H151ZM154 224H152V226H153ZM160 224H161V223H159V225H160ZM194 224H195V223H194ZM194 224H192V227H193ZM198 224H199V223H198ZM221 224H222V223H221ZM230 224H231V223H230ZM81 225H82V224H81ZM137 225H136V226H137ZM142 225H143V224H142ZM162 225L164 226V224H162ZM171 225H172V224H171ZM171 225H170V226H171ZM195 225H196V224H195ZM201 225H202V224H201ZM138 226H139V225H138ZM149 226H150V225H149ZM149 226H148V228H149ZM178 226H179V227L181 226L180 223H179ZM178 226H177V227H178ZM222 226H223V225H222ZM234 226H236V224H235ZM122 227H123V225H122ZM125 227H126V226H125ZM127 227H129V225H128ZM133 227L135 228V226H133ZM140 227H142V226H140ZM140 227H137V228H139V229L141 230ZM194 227H195V226H194ZM202 227H203V226H202ZM204 227H205V226H204ZM204 227H203V228H204ZM238 227H239V224H238ZM244 227H245V226H244ZM244 227H243V228H244ZM81 228H82V227H81ZM134 228H133V229H134ZM144 228H145V226L143 225L142 229H144ZM146 228H147V227H146ZM151 228H152V227H151ZM169 228H170V227H169ZM172 228H173V227H172ZM195 228H198V227L196 226ZM111 229H112V228H111ZM111 229H110V230H111ZM123 229H124V228H123ZM125 229H127V228H125ZM135 229H136V228H135ZM153 229H154V228H153ZM183 229H184V228H183ZM186 229L188 230V228H186ZM186 229L183 230V231H186ZM189 229H190V228H189ZM192 229H193V228H192ZM207 229H208V228H207ZM207 229H206V231H207ZM148 230H149V229H148ZM198 230H199V229H198ZM198 230L196 229L195 231L197 232ZM202 230H203V229H202ZM204 230H205V229H204ZM53 231H54V230H53ZM126 231H127V230H126ZM143 231H144V230H143ZM160 231H161V230H160ZM188 231H189V230H188ZM195 231L193 230V233H194ZM209 231H210V230H209ZM209 231H208V232H209ZM113 232H114V231H113ZM128 232H129V230H128ZM128 232H127V233H128ZM144 232H145V231H144ZM171 232H172V231H171ZM175 232H176V231H175ZM204 232H205V231H204ZM136 233L139 235L140 231H139V233H138V232H136ZM148 233L150 234L149 231H148ZM161 233H162V232H161ZM183 233H184V232H183ZM241 233H243V232H241ZM257 233H258V232H257ZM4 234H5V233H4ZM132 234H133V233H132ZM137 234L134 233V235H136V236H137ZM141 234H143V233H142V232L140 233V237H141V236L143 237L144 234H143V235H141ZM180 234H182V232H181ZM203 234H204V233H201V235H203ZM205 234H206V233H205ZM127 235H128V234H127ZM145 235H146L147 237H148V236H151V235H147V231H146V234H145ZM158 235H159V234H158ZM158 235H157V236H158ZM177 235L180 236L179 234H177ZM182 235H183V234H182ZM242 235H243V234H242ZM65 236H66V237L62 240V242H61L60 244H58V245H60L59 250H61V252L63 253V255H64V254H68L70 251H72L71 249H72V244H73V242H72V236H73V234H72L70 231H67V235H65ZM123 236H124V235H123ZM130 236H131V234H130ZM136 236H134V239L136 238ZM146 236H145V237H146ZM163 236H164V235H163ZM186 236H187V235H186ZM191 236H192V233H189L187 238L184 237V238H186V240H185V242H184V243H185V249H186L185 251L188 253V256H189L190 253L193 255V252H191V251L194 250V248H192V247H193V243H195L196 241H195V240H192V239L195 238V236H197V235H195L192 239L190 238ZM208 236H209V234H208ZM251 236H252V235H251ZM67 237H68V238H67ZM131 237H133V236H131ZM131 237H130V238H131ZM140 237H139V238H140ZM147 237H146V238L143 237L142 240H143V241H146ZM182 237H183V236H182ZM198 237H200V239L203 240V238L205 237V235H204L203 238H202V236H200V233H199V234H198ZM238 237H239V236H238ZM261 237H262V236H261ZM152 238H153V237H152ZM158 238H159V237H158ZM178 238H179V237H178ZM144 239H145V240H144ZM148 239H150V238L148 237ZM160 239H161V238H160ZM162 239H163V238H162ZM180 239H181V238H180ZM182 239H183V238H182ZM197 239H198V238H196V240H197ZM200 239H198L197 244L199 243ZM210 239H211V238H210ZM212 239H213V237H212ZM215 239H216V238H215ZM90 240H91V239H90ZM135 240H138V237H137V239H135ZM139 240L141 241V238H140ZM177 240H179V239H177ZM129 241L131 242V240H128V242H129ZM143 241H141V242H142V243H145V242H143ZM149 241H150V240H149ZM161 241H162V240H161ZM179 241H180V240H179ZM181 241H182V240H181ZM193 241H194V242H193ZM206 241H207V239H206ZM212 241H213V240H212ZM117 242H118L119 244H121L120 240L117 241ZM117 242L114 241V240L112 241V243H111V247H110L111 249H110V250H105V246H103V245H102V246H94V247H93L94 254L97 255V254H99V253H102V254L104 253V255H102V258L98 261L99 263H100V262H102V263L104 262V263H105V262H108L110 259H111V260L113 259V250H114V246L118 244ZM141 242H140V243H141ZM147 242H148V241H147ZM162 242H163V241H162ZM166 242H168V241H166ZM174 242H175V241H174ZM208 242H209V241H208ZM89 243H90V242H89ZM104 243H105V242H104ZM116 243H117V244H116ZM149 243H150V242H149ZM149 243H148V244H149ZM182 243H183V242H182ZM201 243H202V241H201ZM77 244H78V243H77ZM92 244H93V243H92ZM131 244H132V243H130V245H131ZM157 244H158V243H157ZM174 244H175V243H174ZM174 244H173V245H174ZM197 244H196V245H197ZM203 244H204V243H203ZM221 244H222V243H221ZM253 244H254V243H253ZM253 244H252V245H253ZM73 245H74V244H73ZM104 245H106V243H105ZM121 245H123V244H121ZM130 245H129V248H130V249H133V248L130 247ZM134 245H136L135 247L138 246V245L135 244V243H134ZM145 245H147V243H146ZM161 245H162V244H161ZM173 245H172V246H173ZM178 245L180 246V244H178ZM182 245H184V244H182ZM201 245H202V244H201ZM201 245H199V246H201ZM233 245H234V244H233ZM106 246H107V245H106ZM127 246H128V245H127ZM131 246H133V245H131ZM143 246H144V245H143ZM148 246H149V245H148ZM148 246H146V247H148ZM172 246H171V247H172ZM206 246H207V245H206ZM235 246H236V245H235ZM243 246H244V245H243ZM261 246H262V245H261ZM263 246H264V245H263ZM53 247L56 248V246H53ZM140 247L142 248V246H140ZM140 247H139V248H140ZM177 247H178V246H177ZM183 247H184V246H183ZM196 247H197V246H196ZM144 248H145V246H144ZM181 248H182V247H181ZM200 248H201V247H200ZM202 248H203V247H202ZM211 248H212V247H211ZM52 249H53V248H52ZM56 249L58 250V248H56ZM73 249H74V247H73ZM149 249H150V247H149ZM177 249H178V248H176V250H177ZM179 249H180V248H179ZM198 249H199V248H198ZM208 249H209V248H208ZM235 249H236V248H235ZM244 249H245V248H244ZM252 249H253V248H252ZM53 250H55V249H53ZM128 250H129V249H128ZM136 250H138V249L136 248ZM145 250H148V249H145ZM206 250H207V249H206ZM55 251H56V250H55ZM133 251H134V252H132V253L134 254L136 251H135L134 249H133ZM141 251H142V250H141ZM149 251H150V250H149ZM157 251H158V250H157ZM194 251H195V250H194ZM252 251H253V250H251V252H252ZM125 252H127V251L125 250ZM125 252H124V253H125ZM159 252H160V251H159ZM181 252H182V251H181ZM186 252H185V253H186ZM189 252H190V253H189ZM59 253H60V252H59ZM74 253H76V252H74ZM87 253H88V252H87ZM89 253H90V252H89ZM91 253H92V252H91ZM117 253H118V250H117ZM120 253H123V252H120ZM124 253H123V254H124ZM132 253L130 252L131 256H132ZM142 253H143V252H142ZM145 253L147 254V252H145ZM145 253H144V254H145ZM148 253H149V252H148ZM151 253H152V252H151ZM176 253H177V252H176ZM179 253H180V250H179ZM69 254H70V253H69ZM128 254H129V251H128ZM136 254L138 255V253H136ZM140 254H141V252L139 253L138 256H140ZM160 254H161V252L159 253V256L161 257ZM162 254H163V253H162ZM169 254L171 255V254H173V253L171 252V253H169ZM177 254H178V253H177ZM181 254H184V253L182 252ZM211 254H212V253H211ZM215 254H216V253H215ZM215 254H214V255H215ZM243 254H244V253H243ZM87 255H88V254H87ZM89 255H90V254H89ZM115 255H116V254H115ZM119 255H121V254H119ZM137 255L135 256L136 258H137ZM167 255H168V254H167ZM185 255H186V254H185ZM201 255H202V254H201ZM66 256H67V255H66ZM122 256H123V255H122ZM126 256H128V255L125 254V257H126ZM129 256H130V255H129ZM129 256H128V259H129ZM143 256H144V255H143ZM145 256H146V255H145ZM176 256L179 257V254L176 255ZM176 256H175V257H176ZM186 256H187V255H186ZM206 256H207V255H206ZM250 256H251V255H250ZM257 256H258V255H257ZM60 257H61V256H60ZM68 257H69V256H68ZM89 257H90V256H89ZM89 257H87V258H89ZM97 257H98V256H97ZM97 257H96V258H97ZM119 257H120V256H119ZM135 257L133 256V258H135ZM140 257H142V255H141ZM146 257H148V256H146ZM146 257L144 258L145 260H146ZM180 257L182 258V255H181ZM183 257H184V256H183ZM93 258H94V256L92 257V259H93ZM114 258H116V259H115V261H116L117 258H118V255H117V257H114ZM133 258H132V259H133ZM142 258H143V257H142ZM142 258H141V259H142ZM157 258H158V257H157ZM167 258H169V257H167ZM189 258H190V257H189ZM254 258H255V256H254ZM257 258H258V257H257ZM118 259H119V258H118ZM123 259H124V258H123ZM123 259L121 260V257H120L119 260L124 261ZM137 259H140V258H137ZM137 259H135V260H137ZM141 259H140V260H141ZM170 259H171V258H170ZM182 259H183V258H182ZM182 259H181V260H182ZM191 259H192V258H191ZM262 259H263V258H262ZM95 260H96V259H95ZM111 260H110V261H111ZM113 260H114V259H113ZM126 260H127V259H126ZM142 260H143V259H142ZM142 260H141V261H142ZM177 260H178V259H177ZM90 261H92L91 258H90ZM90 261H88L89 264H90ZM93 261H94V260H93ZM93 261H92V263L95 264V263H94L95 261H94V262H93ZM141 261H140V263H142ZM172 261H173V260H172ZM179 261H180V260H179ZM182 261H183V260H182ZM188 261H189V260H188ZM188 261H187V262H188ZM84 262H85V261H84ZM86 262H87V260H86ZM116 262H117V261H116ZM129 262L132 264V262H131L130 260H129ZM129 262H126V264L129 263ZM133 262H135V261H133ZM177 262H178V261H177ZM194 262H195V261H194ZM246 262H247V261H246ZM246 262H245V263H246ZM248 262H249V260H248ZM99 263H98V264H99ZM102 263H101V264H102ZM104 263H103V264H104ZM108 263H109V262H108ZM124 263H125V262H124ZM138 263H139V262H138ZM171 263H173V262H171ZM260 263H261V262H260ZM62 264H63V263H62ZM111 264H115V263L113 262V263H111ZM118 264H119V263H118ZM120 264H121V263H120ZM133 264H136V262L133 263ZM142 264H143V263H142ZM174 264H175V262H174ZM176 264H177V263H176ZM178 264H180V263H178ZM188 264H189V263H188ZM202 264H203V263H202Z\"/></svg>", "mask_w": 264, "mask_h": 264}]
</instances>
